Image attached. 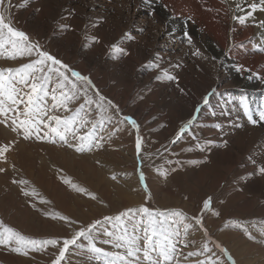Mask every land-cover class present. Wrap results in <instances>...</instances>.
<instances>
[{
  "label": "rangeland",
  "instance_id": "1",
  "mask_svg": "<svg viewBox=\"0 0 264 264\" xmlns=\"http://www.w3.org/2000/svg\"><path fill=\"white\" fill-rule=\"evenodd\" d=\"M12 2V26L24 31L31 40L39 41L45 50L64 63L89 76L103 95L119 105L121 116H132L137 121L143 144L141 153L137 155L136 129L127 122L121 125L115 120L106 123L101 132L105 140L104 146L83 153L59 141L51 143L34 137L25 139L12 131L10 126L0 123V145H11L6 153L7 162L0 160V168L6 169L5 172H0V220L26 237L47 239L67 236L71 230L66 227L65 222L54 220L45 213L59 212L87 224L103 216L115 215L126 208L146 203L150 208L182 210L192 216L200 213L203 200L211 196V210L204 213V227L207 232L200 228L191 231L188 240L195 243L187 248L183 244L178 245L183 256L208 242V246L216 254L213 259L219 256L222 264H232L223 252L224 248L231 254L235 264H264V233L258 230L260 223L264 221V183L257 187H248L246 176L238 177L237 171L230 173L229 165L218 166V169L214 166L209 170L203 167V163L208 164L217 155L216 150L211 151L216 132L214 127L210 128L217 115L198 118V114L192 130L175 144L171 143L180 127L192 118L196 107L201 106L202 109L204 95L200 97V103L195 105L194 111L186 113V117L175 118L169 111L166 114L165 99L156 97L142 81H134L135 77H131L133 74L126 66L123 70H127V74L105 70L96 63L98 50L94 46L77 48L73 44L65 45L66 38H54V34L47 33L46 25H33L31 20L20 15L22 0ZM117 2L108 0L113 6ZM148 13V18L152 17V12ZM36 15L46 21L47 15L42 6L38 8L35 17ZM139 18L147 16L142 13ZM75 32L77 34L69 40L75 41L83 35L86 38L84 31L80 30V34L76 30ZM27 62L28 57L12 60L7 55H0V67H18ZM223 84L226 85L221 92L218 84H215V90L220 97L226 98V102L234 103L238 92L229 91L227 80ZM147 98L148 105L141 103L143 110L139 115L136 114L135 104ZM80 102L70 107L75 108ZM190 103L191 100L186 101V108L189 109ZM256 109L255 107L253 111ZM56 114L67 115L62 109ZM89 118L94 119V114ZM257 126L264 130V122ZM206 141L211 143L206 144ZM197 143L204 147H197ZM162 145L169 151H165ZM168 161L171 163H167ZM160 168L167 170V176L157 171ZM141 172L144 174L143 180ZM113 175L116 179H112ZM220 175L225 178L220 179L219 183ZM61 177L71 178L72 183L87 189V193L75 190L70 184L64 183ZM13 180H27L30 183L27 186L18 185ZM210 186L214 188L212 193L207 192ZM33 189L37 195L23 194L24 190L32 192ZM89 193L94 194L96 199H92ZM217 212L219 216L215 214ZM245 228L252 233V237H249ZM98 246L112 250L110 245L101 243ZM12 247L0 245V264H49L50 253L55 251L51 247L42 252L28 249L29 254L24 255L23 252L13 251ZM183 256L182 264H192L197 259L190 257L185 261ZM66 259L67 264H103L87 250L78 248L70 249Z\"/></svg>",
  "mask_w": 264,
  "mask_h": 264
},
{
  "label": "bare ground",
  "instance_id": "2",
  "mask_svg": "<svg viewBox=\"0 0 264 264\" xmlns=\"http://www.w3.org/2000/svg\"><path fill=\"white\" fill-rule=\"evenodd\" d=\"M115 1L118 2L113 6L108 0H28L27 3L22 0L19 13L33 25H46L47 33L54 34V38H66L67 46H94L98 50L96 63L111 73L127 74V70H123L126 66L133 74L131 77H135L134 81H142L156 97L165 99L166 114L170 112L175 118L186 117L187 112L194 111L200 97L215 89V84L221 92L226 85L224 80H227L229 91L238 92L237 100L228 103L215 90L209 104L203 105L198 113V118L217 115L210 126L216 132L211 151L216 150L217 155L208 164L203 163V167L209 170L214 166L218 169V166L229 165L230 173L237 171L238 177L246 176L248 187L262 185L264 173L258 169L264 166V130L249 123L241 99L246 98L252 109L264 103V28L258 25L259 20H264V12L258 9L253 14L256 22L248 18L241 24L232 19L233 14L243 15L235 11L236 4L240 3L247 10L250 0H228L227 4L221 0ZM41 6L47 15L46 21L35 17ZM229 8L232 11H227ZM148 12H152V17L148 18ZM142 13L147 18H139ZM75 30L79 34L80 30L84 31L86 38L83 35L75 41L69 40L77 34ZM185 32L192 37L191 45ZM125 33H131L134 39L122 40ZM92 37L98 38L99 42ZM113 43H119L128 54L112 53ZM197 48L202 56L192 54ZM150 63H159L161 68L149 66ZM238 65L250 68L253 78H247L250 74L247 71L238 72ZM164 68L176 79L164 78L161 75ZM157 76L161 78L157 79ZM188 100H191L189 109L185 106ZM141 103L147 106L148 98L135 104L138 115L144 107ZM217 124L221 127L217 128ZM249 157L256 160V164ZM224 178L220 175L218 182ZM212 188L210 186L207 192L212 193Z\"/></svg>",
  "mask_w": 264,
  "mask_h": 264
},
{
  "label": "snow or ice",
  "instance_id": "3",
  "mask_svg": "<svg viewBox=\"0 0 264 264\" xmlns=\"http://www.w3.org/2000/svg\"><path fill=\"white\" fill-rule=\"evenodd\" d=\"M27 2L28 0H24V3ZM221 2L227 4L228 0H221ZM12 7V0H0V55H7L12 60L17 57H28L29 62L22 63L18 67H0V117L3 118L0 119V123L10 126L12 131L22 135L25 139L34 137L37 140H48L51 143L59 141L83 153L104 146L105 140L101 132L106 123L115 120L116 123L122 125L127 122L136 129L135 147L139 155L143 137L139 135L137 121L132 116H121L119 105L103 95L89 76L83 75L69 64L64 63L45 50L39 41L31 40L24 31L13 27L10 16ZM258 9L264 12V0H259L258 3L256 0H250L247 2V10L237 3L235 11L243 15L233 14L232 19L241 24L245 23L248 18H253L256 22L253 14ZM227 11H232V9L229 8ZM258 25L264 28V20H259ZM185 36L191 45L192 37L187 32ZM92 39L99 42L96 37ZM121 39H134V37L131 33H125ZM111 52L128 54L119 43L111 45ZM192 54L202 56L198 48ZM149 66L161 68L159 63H150ZM236 70L241 73L247 71L250 73L247 78H253L252 70L246 69L244 65H238ZM161 75L169 80L176 79L167 68L161 69ZM255 75L260 78L259 74ZM160 78L161 76H157V79ZM214 93L215 89L203 97V105L209 104V98ZM77 102H80L78 106L70 107ZM241 106L251 124L257 125L264 122V103L253 111L249 101L242 98ZM200 108L201 106H197L192 118L180 127L171 141L172 144L181 140L187 132L192 130ZM61 109L67 115L56 114ZM93 114L95 118L90 119L89 117ZM216 127L220 128L221 125L217 124ZM207 143L211 141H206ZM162 147L165 151H169L166 146L162 145ZM197 147L203 148L204 145L197 143ZM10 148L11 145L7 143L0 145V160L7 162L6 153ZM249 159L256 164V160L251 157ZM12 167L14 168L15 165ZM5 171V168H0V172ZM157 171L164 176L168 174L166 169L160 168ZM258 171L264 173V166H260ZM140 176L143 180V172ZM61 178L64 183L70 184L75 190L87 193V189L72 183L71 178ZM112 179H116V176L113 175ZM13 183L27 186L30 182L13 180ZM23 194L25 196L37 195L34 189L32 192L24 190ZM89 195L92 199H96L94 194L89 193ZM150 198L149 194L148 199ZM33 207H35L34 204ZM211 207V196L203 200L200 213L192 216H188L182 210L150 208L145 203L138 207L126 208L115 215L103 216L87 224L59 212L45 213L54 220L65 222L66 227L71 230L67 236L47 239L26 237L0 220V245L12 247L14 244L15 247H12V250L23 252L24 255L29 254L28 249L42 252L51 247L55 251L50 253L49 264H67L66 254L72 248L87 250L103 264H182L183 253L178 245L183 244L187 248L190 244H194L195 241L188 240V235L197 228L207 232V228L204 227V213L210 211ZM215 214L219 216L218 212ZM74 225L76 227H73ZM258 230L264 233V221L260 223ZM245 231L249 237H252V233L247 228ZM101 237H103L102 240ZM101 243L110 245L112 250L98 246ZM223 252L227 254L228 260L235 264L226 248ZM215 255L212 248L208 246V242H205L199 249L187 252L183 260L195 257L197 259L192 261V264H222L219 256L213 259ZM199 257L204 258L199 259Z\"/></svg>",
  "mask_w": 264,
  "mask_h": 264
}]
</instances>
